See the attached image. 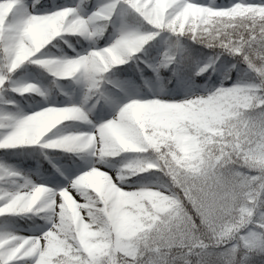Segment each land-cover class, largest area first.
<instances>
[{"label":"snow or ice","instance_id":"obj_1","mask_svg":"<svg viewBox=\"0 0 264 264\" xmlns=\"http://www.w3.org/2000/svg\"><path fill=\"white\" fill-rule=\"evenodd\" d=\"M0 264H264V0H0Z\"/></svg>","mask_w":264,"mask_h":264},{"label":"rangeland","instance_id":"obj_2","mask_svg":"<svg viewBox=\"0 0 264 264\" xmlns=\"http://www.w3.org/2000/svg\"><path fill=\"white\" fill-rule=\"evenodd\" d=\"M45 166H47V165H45Z\"/></svg>","mask_w":264,"mask_h":264}]
</instances>
